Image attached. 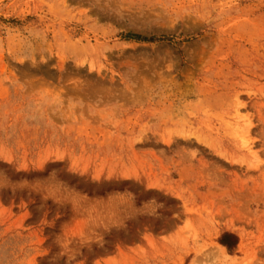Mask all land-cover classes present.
I'll return each mask as SVG.
<instances>
[{"label":"rangeland","instance_id":"1","mask_svg":"<svg viewBox=\"0 0 264 264\" xmlns=\"http://www.w3.org/2000/svg\"><path fill=\"white\" fill-rule=\"evenodd\" d=\"M0 264H264V0H0Z\"/></svg>","mask_w":264,"mask_h":264},{"label":"trees","instance_id":"2","mask_svg":"<svg viewBox=\"0 0 264 264\" xmlns=\"http://www.w3.org/2000/svg\"><path fill=\"white\" fill-rule=\"evenodd\" d=\"M129 37H134V35H127ZM232 239V242H230ZM220 242L225 245L230 251H232L238 244V237L232 233H225L221 238Z\"/></svg>","mask_w":264,"mask_h":264},{"label":"bare ground","instance_id":"3","mask_svg":"<svg viewBox=\"0 0 264 264\" xmlns=\"http://www.w3.org/2000/svg\"><path fill=\"white\" fill-rule=\"evenodd\" d=\"M219 247H220V251L223 252V253H225V252H224V251H225V248H224L223 246H219ZM220 251H219V252H220ZM223 253H222V255H223ZM226 254H227V253H226ZM219 256H220V255H219ZM224 256H225V255H224Z\"/></svg>","mask_w":264,"mask_h":264}]
</instances>
